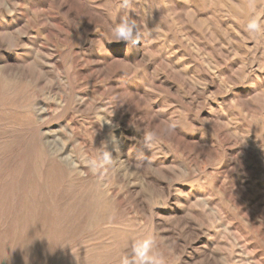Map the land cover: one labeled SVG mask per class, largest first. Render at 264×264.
Instances as JSON below:
<instances>
[{
  "label": "rangeland",
  "instance_id": "1",
  "mask_svg": "<svg viewBox=\"0 0 264 264\" xmlns=\"http://www.w3.org/2000/svg\"><path fill=\"white\" fill-rule=\"evenodd\" d=\"M5 2L0 45L28 34L0 46L3 264H121L149 233L164 264H264V36L243 30L264 0ZM125 14L146 35L108 42Z\"/></svg>",
  "mask_w": 264,
  "mask_h": 264
},
{
  "label": "clouds",
  "instance_id": "2",
  "mask_svg": "<svg viewBox=\"0 0 264 264\" xmlns=\"http://www.w3.org/2000/svg\"><path fill=\"white\" fill-rule=\"evenodd\" d=\"M141 0H122L121 7L132 8L134 4L140 3ZM0 9L7 12L8 15L15 13V8L9 7L5 0H0ZM4 19L3 13H0V20ZM108 35L105 39L108 42H120L128 41L132 44L140 40L141 36H145L146 33L144 28L146 24L138 23L135 19L130 18L128 14L122 15L119 21H113L112 25H107ZM252 39L264 36V22H261L258 16H254L249 19L243 29ZM27 31L23 28H17L11 34V38L6 40L3 45L4 51L15 52L18 48L24 47L23 38L27 36ZM3 58V52H0V59ZM51 83V81H49ZM149 139H154L149 137ZM105 159H107L105 157ZM156 234L149 233L148 235L142 236L134 240L132 245V256L131 258L124 257L121 260V264H164V260L158 256L153 249L156 247ZM170 254L172 251L170 250ZM6 256H0V264H3Z\"/></svg>",
  "mask_w": 264,
  "mask_h": 264
}]
</instances>
